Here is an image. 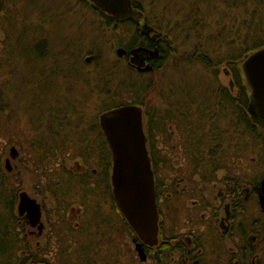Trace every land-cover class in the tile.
Segmentation results:
<instances>
[{"label": "trees", "instance_id": "trees-1", "mask_svg": "<svg viewBox=\"0 0 264 264\" xmlns=\"http://www.w3.org/2000/svg\"><path fill=\"white\" fill-rule=\"evenodd\" d=\"M230 1L235 7L232 10L236 11L231 17L227 9L229 0H150V8L155 12L156 7L160 14L155 18L158 26L154 27L146 17L147 21L167 42L162 59L165 62L163 66L166 64L168 69V85L164 91L166 108L151 105L146 96L154 79L127 68L129 74L122 78L107 72H98L95 76L92 73L86 77L88 80L96 79L97 90L106 87L111 100L121 97L118 103L103 104L99 112L125 105L142 108L151 169L155 177L160 174L159 180L165 186L173 165L170 160L176 147L173 141L178 145L177 149L181 150L183 162L191 164L194 170L204 167L210 176L223 168L230 152L236 155L246 151L257 152L260 163L264 165V135L244 115L250 92L241 71L245 57L264 48V33L258 31L264 24H255L256 19L252 16L256 15H247V18L244 15L249 4L255 9L264 10V0ZM60 2L63 3L62 0ZM82 2L77 0L78 4ZM131 3L135 9L142 11L144 4L140 0H131ZM42 4L43 0H0V15L6 28L2 45L3 48L7 47L4 49L5 61L10 66L8 80H3L0 85V113L10 112L12 118L11 111L15 107L27 113L23 115L29 122L31 138L26 140L25 153L34 164L42 165V175L47 178L44 187L46 192L52 191L50 193L57 204V221L63 220V212L79 200V196L81 199L90 197V192L94 194L100 187L107 196L112 214L124 224L125 233L134 238L133 231L111 195V156L104 135L97 122L84 112L87 100L81 90L88 80L77 74L83 64L67 56L70 53H65L66 50L60 49V45H49L48 19L44 8L39 17L38 13L29 15L31 9L35 11ZM19 5L26 18L16 12ZM91 10L104 18L108 27L115 26V22L98 9L92 7ZM184 11L186 16L183 15ZM239 11L241 17L251 21L240 24L243 27H240L241 31L235 29ZM23 21L37 28L38 34L31 33L29 27L19 28ZM38 21L40 26L36 25ZM213 26L215 32L209 30ZM194 32L202 40L196 39ZM177 35L182 37L184 44L182 48L185 50L181 54H178L177 44L173 40ZM26 37L31 39L28 40L27 50L18 47ZM228 37L232 38L230 43ZM186 43L190 46V52L185 48ZM223 43L230 45L235 53H230V49L223 50L216 55V59L224 58L222 62L212 60L210 48H219ZM59 57H63L62 61ZM214 63L219 64L216 66ZM221 64L227 66L235 95L213 80L216 72L211 73L213 76L206 72ZM114 66L120 72L117 63ZM197 68L205 71L196 75ZM98 70L95 69L94 74ZM65 95H68V100L63 105L61 98ZM68 153L74 156L73 166L66 165V160L62 158ZM16 189L3 168L0 155V260L2 264H48L32 260L28 252L22 259L19 257L18 253L26 251L27 246L26 240L20 238L18 232L23 222L14 211ZM79 232L80 243L71 237L68 239L71 247L76 246V251L66 256L73 251L70 247L63 256V262L110 264L108 258L112 250L102 251L93 243L94 238H108L111 234L101 213H94ZM71 257L74 258L72 262L69 261Z\"/></svg>", "mask_w": 264, "mask_h": 264}, {"label": "rangeland", "instance_id": "rangeland-1", "mask_svg": "<svg viewBox=\"0 0 264 264\" xmlns=\"http://www.w3.org/2000/svg\"><path fill=\"white\" fill-rule=\"evenodd\" d=\"M62 1L63 3L61 4L60 0H43V4L41 7H39V9L36 8L35 11H33L34 9H31L32 11L30 10L29 12V15H32L31 13H38L37 15L39 17L40 14H42L40 12H42V9L44 8L43 11H45V15L48 19L47 28L49 36H47V40L49 41V45H60V49H65V53H70L66 54L67 56L82 62L83 66H81L77 71V74L80 77L86 78L90 74L92 75V73L95 76L96 74H98V72H107L112 76H121V78L124 77V75L129 74L125 69L127 67L115 60L118 56L115 44L122 40L125 41L126 39L123 38L124 36L122 35L124 29L121 27L117 28L111 25V23V27H108L106 23L107 21L104 18L100 17L99 14L92 11V7L87 2L78 4L77 0ZM140 3L144 4V6L142 7V12L144 13L145 17H147L153 23L154 27L158 26L155 18H158L160 14L159 12H157L156 7L154 12L149 6L150 0H140ZM17 7L18 10H16V12L18 14L24 15V11L21 9V5ZM233 8L235 7L233 6L232 1L229 0L227 9H229L228 15L230 17L232 16L233 12H236L235 9L232 10ZM247 8L248 10L246 9V14H244L246 18L247 15L250 16L251 14H253L256 15V17L252 16V18L256 19V21H254L255 24H264L263 9H255L251 6V4H249ZM241 14L242 13H240V11L237 14L238 22L237 26L235 27V29H239L240 31V27L243 29L240 24H243V22H251L246 20V18L241 17ZM183 15L186 16V12ZM24 16L26 18V15ZM28 21L29 19H27L26 22ZM36 25L40 26L41 24H39L38 21ZM23 27H29L31 33H36V35L38 34V29L33 27L32 24L26 25V23H24L23 21L19 28L23 29ZM5 30L6 28L2 23V17L0 15V64L3 65H0V85H2L3 80H8L10 74V66H8L5 61L6 51L4 49H6L7 47L3 48L2 45V41L5 36ZM209 30L211 32H215L216 28H214V26L209 27ZM258 31L264 33V26ZM20 33L21 32H19V34ZM14 34V38L16 39V32ZM196 34L197 32H194L195 38L197 39L198 37L196 36ZM230 36L233 35L231 34ZM181 39L182 37L178 35L175 39L173 38L174 44H177L176 46L178 49V54H181L182 51L185 50L184 48H182L184 44L182 43ZM199 39L202 40L201 37L198 38V40ZM227 39L229 43L232 41L231 37H228ZM28 40L30 41L31 39L29 37H26V39L24 38L18 47L27 50ZM191 40V42H193L194 38H192ZM187 45L189 44L186 43L185 48L188 52H190V46ZM236 48H238V46ZM71 49L73 52L71 51ZM228 49H230V53H235L234 49L230 47V45L223 43L219 48L211 47L209 56L212 60L222 62L224 58L216 59V55L221 53L223 50L227 51ZM92 54L95 56V58L92 59V61H89L90 59L88 57ZM62 59L63 57H59L60 61H62ZM85 59H87L89 62H85ZM116 63L120 68V72H118V70L114 66ZM214 64L217 66L219 63ZM5 66L8 67L5 69ZM216 66L212 69L207 70L206 72L208 74L216 72V76L217 74L218 76H214L213 80H215L218 84L222 85L228 90L234 92L230 87L231 77L227 70V66H224V64H221L218 67ZM98 68L99 70L94 74V70H97ZM151 70H146V72ZM167 70L168 69L165 64V67L162 65L161 67H158L155 72H152V74L146 76L148 77V79H154L152 87H150L148 89L149 92L146 93L147 98L152 103L151 105H157L159 107L165 108L167 106V99L164 98V91H166V86L168 85L166 80ZM202 70V68H197V72L195 71L196 75H201ZM78 75L76 76L78 77ZM211 75L213 76V74ZM87 80L88 79L86 78V81ZM207 81H209V79H207ZM86 83L88 85L86 84V86H82L81 90L82 94L86 98L85 100H87L84 112L90 115L89 117H91L92 120L94 122L96 121L99 125L98 119L101 114V112L99 111L102 108V105L109 103L114 104L113 102L118 103L120 102L121 97L117 96L113 100H111V97L107 92L108 89H106V87H102L101 89L97 90L96 79H89ZM61 99L63 102L62 104L66 105L68 95H65ZM17 105L20 107L18 103ZM9 113L10 112L0 113V155L2 157L3 168L6 174L9 176L10 182L13 183L15 187H17V199L14 211L17 212L16 207L19 201L18 194L26 193L30 198L35 199L36 202L42 206L41 221L44 224L42 233L34 239H26L25 234H28V231H30L31 229L33 230V232L38 234L37 229L31 228L30 225L29 227L24 228L23 224H20L21 228L19 227L18 232L20 234V238L26 240L27 246L26 251L18 253L20 259L25 256V252H28L27 254L32 257V260H39L41 262L45 261V263L48 264H66L63 262V256H65L68 249L71 247V245L68 243V239H70L71 237L75 242L78 243L80 237L79 231H81L82 227L86 225L88 219L94 216V213L97 214L99 211L101 213V217L107 221L111 234H109L108 238L102 236L94 238L93 243L94 246L99 247L102 251L112 250V255H110L109 253L110 257L108 258L110 264H153L150 257L149 260L145 263L139 262L135 253V247L132 241V237L128 236V234L125 233L123 227L124 224L117 220L116 217L112 214L111 209L109 208L107 203V196L103 192V189L100 187L96 192H94V194L90 192V197L81 199L78 195L79 200H76L75 203H73L65 212H63V220H61V222L57 221V216H55L57 204L50 193L52 191L48 190L46 192V189L44 187L47 178L42 175V165L34 164L33 161L29 159V156L25 153L26 140L28 141V139L31 138L29 122L23 115L27 113L25 112V110L21 111L20 108L16 107L15 109L13 108V111H11L12 118H10ZM172 143L176 146L173 149V156L175 157V159H173V164H175L176 162H182L181 150L177 149L178 145L175 143V141H173ZM12 147H14L18 153L16 159L14 160L10 157V149ZM169 152L171 154L170 149ZM231 154L232 153L230 152L228 158L226 157L227 159L224 160V173L221 172L219 174V177H222L226 174L232 176L235 175L236 177L239 176V179L243 181H254L258 184L260 182V178H262V176L264 175V165L260 163V157L258 153H251L250 151H246L244 154ZM73 157L74 156H72L71 153H68L66 157L62 158L66 160V165L73 166V164L75 163ZM7 159H9L8 164L6 163ZM175 165L178 166V164ZM209 190L214 191L216 189L209 188ZM41 192H43V195L41 194ZM247 208L248 214L246 220L248 222L252 217H260L259 207L257 203L255 205L254 202L250 201L247 205ZM189 216L190 215L186 212L182 216H178V225H176L177 235L180 236V232H184V230H187L185 228V221H189ZM246 220L245 224L248 223L246 222ZM192 221L195 223L197 219L193 218ZM94 224H97V222H94ZM68 229L75 230H72L73 232H68ZM244 229L250 232L249 226L246 225ZM260 238V242L258 240L250 242L251 247L256 248V256L253 258L254 264H264V236H260ZM71 248L73 249V251L66 254V256L68 257L76 251V246H72ZM227 259L228 256L227 258L224 257V259H218L216 264H227ZM73 260L74 258L71 257L69 261L72 262ZM247 263H250V258L247 259ZM0 264H2L1 260Z\"/></svg>", "mask_w": 264, "mask_h": 264}, {"label": "flooded vegetation", "instance_id": "flooded-vegetation-1", "mask_svg": "<svg viewBox=\"0 0 264 264\" xmlns=\"http://www.w3.org/2000/svg\"><path fill=\"white\" fill-rule=\"evenodd\" d=\"M82 1L113 20L115 27L125 28L122 34L123 38H126L125 41L115 44L116 50L125 52L124 56H117V61L144 76L152 74L158 67L164 65L162 59L167 42L148 23L142 11L129 5L127 9L110 14L104 10L102 6L104 4L101 5L97 0ZM145 26L147 28H144ZM137 49H141L138 54ZM88 58L92 61L95 56L92 54ZM89 61L85 59V62ZM148 68L152 70L146 72ZM231 83L230 87L234 92H230L235 95L236 91ZM248 90L250 92L249 87ZM244 115L255 128H258V132L264 135V121L251 118L246 111ZM173 159L175 157L170 156L172 163ZM175 164L168 172V181L165 183L167 186L159 180L160 174L156 177L153 175L158 211V238L153 248L144 247L145 262L150 257L153 264H216L218 259L228 256L227 264H248V258L249 264H254L256 248L251 247L250 242L256 240L260 242V236H264V203L260 202L264 175L257 184L254 181H243L235 175L226 174L219 177L221 172L224 173V168L210 176L202 166L194 170L187 162ZM209 188L216 190L210 191ZM250 201L255 205L257 203L260 217H252L248 222L247 205ZM185 212L190 215L189 221H185L187 230L180 232L179 236L176 233L178 216ZM15 214L22 220L24 228L29 227L26 214L23 216H19L17 212ZM193 218L197 219L195 223L192 221ZM246 225L249 226L250 232L244 229ZM37 236L39 235L32 229L25 234L26 239H34ZM135 240L137 241L136 236L132 238L134 247Z\"/></svg>", "mask_w": 264, "mask_h": 264}, {"label": "water", "instance_id": "water-1", "mask_svg": "<svg viewBox=\"0 0 264 264\" xmlns=\"http://www.w3.org/2000/svg\"><path fill=\"white\" fill-rule=\"evenodd\" d=\"M97 1L105 5L101 4L107 13L114 14L107 6L109 3H118L124 10L129 6L130 0ZM140 51L141 49H137L136 54ZM124 53L123 50H117L118 57ZM242 71L250 89L246 114L264 121V48L245 58ZM98 123L111 152L110 184L113 200L137 237L135 251L140 262H145L144 247L153 248L157 244L158 212L142 108L125 105L108 110L100 114ZM17 155L16 149L12 147L11 159H16ZM8 162L9 159L6 160L7 164ZM261 190L260 202L264 203V181L261 183ZM18 198V215L26 214L29 225L36 228L40 235L44 229L41 206L26 193H20Z\"/></svg>", "mask_w": 264, "mask_h": 264}, {"label": "bare ground", "instance_id": "bare-ground-1", "mask_svg": "<svg viewBox=\"0 0 264 264\" xmlns=\"http://www.w3.org/2000/svg\"><path fill=\"white\" fill-rule=\"evenodd\" d=\"M129 5H132L131 1H129ZM108 8L111 12H114V13H117L119 12L120 10H122L121 6L118 4V3H109L108 5ZM111 14V13H110ZM241 71H242V66H241ZM242 74H243V71H242ZM245 81H246V78L244 77ZM106 112V111H105ZM104 113V112H103ZM102 114V113H101ZM105 138V137H104ZM106 141V140H105ZM108 146V144H107ZM109 148V147H108ZM110 151V150H109ZM110 156H111V152H110ZM158 212V211H157ZM140 262V260H139ZM142 263V262H141Z\"/></svg>", "mask_w": 264, "mask_h": 264}]
</instances>
